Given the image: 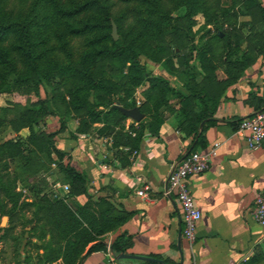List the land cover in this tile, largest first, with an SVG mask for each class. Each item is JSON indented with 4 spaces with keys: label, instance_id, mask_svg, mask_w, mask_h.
<instances>
[{
    "label": "trees",
    "instance_id": "16d2710c",
    "mask_svg": "<svg viewBox=\"0 0 264 264\" xmlns=\"http://www.w3.org/2000/svg\"><path fill=\"white\" fill-rule=\"evenodd\" d=\"M119 1L121 8L114 10L112 0H0V93H30L37 100L12 118L9 107H0V127L8 121L17 130H29L26 138L0 143V222L9 216L8 225L0 226V243L10 240L17 246L18 227L31 226L27 243L32 247L19 264L31 263V249L45 250L37 254L38 262L61 259L63 264H80L90 244L88 254L108 250L103 236L131 216L106 197L94 199L87 174L64 162L66 152L57 147L56 136L71 119L77 121L74 137L102 123L97 133L113 140L109 148L124 167L146 132L158 135L171 116L178 120V130L192 137L189 153L206 146V132L217 122L225 91L264 55V4L259 0H242L240 8L237 0ZM199 14L214 30L203 26L197 39L193 27ZM113 22L118 39L112 35ZM141 55L163 64L180 87L152 73ZM43 84L51 87V97L42 95ZM120 106L138 107L144 118L127 123L130 118ZM52 115L59 123L51 130L47 118ZM40 155L66 174L68 194L55 196L36 184L30 187L29 201L19 189L12 162L29 165ZM47 164L40 161L43 167ZM82 194L89 197L83 205L76 201ZM27 210H32L30 217ZM130 245V235L123 232L109 250L117 256L128 253ZM137 264L174 263L163 259ZM240 264H264V244Z\"/></svg>",
    "mask_w": 264,
    "mask_h": 264
},
{
    "label": "crops",
    "instance_id": "0c3cea01",
    "mask_svg": "<svg viewBox=\"0 0 264 264\" xmlns=\"http://www.w3.org/2000/svg\"><path fill=\"white\" fill-rule=\"evenodd\" d=\"M263 108L264 55L225 91L215 115L217 122L206 132L207 144L198 148L204 150L214 142L221 143L210 168L189 178L203 214L193 251L184 237L179 203L175 196L163 194L169 174L192 144V137L178 130L174 116L164 122L158 135L146 132L138 154L130 157L131 163L125 167L113 156L108 137L98 135L97 128L102 123H96L85 135L72 136L71 130L75 131L76 126L59 133L56 145L66 152L64 162L69 161L87 174L89 194L94 199L106 197L118 210L131 213L123 226L103 236L108 250L88 254L90 244L80 264H116L117 256L111 253L109 244L123 232L130 235L131 241L126 254L159 255L174 264H240L252 256L264 244V230L252 214L256 195L264 190V150H249L237 133V126ZM55 121L53 118L48 121L49 129L58 126ZM146 185L150 186V198L138 193ZM76 201L83 205L89 197L82 194ZM44 252V249H31L30 264H63L61 259L38 262L37 254ZM21 254L23 260L28 250ZM125 260L130 261L128 264L143 261Z\"/></svg>",
    "mask_w": 264,
    "mask_h": 264
},
{
    "label": "rangeland",
    "instance_id": "374dc122",
    "mask_svg": "<svg viewBox=\"0 0 264 264\" xmlns=\"http://www.w3.org/2000/svg\"><path fill=\"white\" fill-rule=\"evenodd\" d=\"M115 3V9L118 10L121 8L122 3L119 0H112ZM237 8H240L241 1L237 0ZM264 4V0H259ZM243 19L244 17H240ZM196 24L193 27V30L195 32H198L203 26L206 25L207 28H211L214 30V26L212 24H206L205 16L202 14H199L195 16ZM114 27H116V38L114 37ZM204 31H200L197 33V39L200 38L201 34ZM112 35L115 39H118V26L115 22H113V28H112ZM78 42V40L76 41ZM80 44V40L79 43ZM140 60L142 63L146 64L147 68L154 74L163 75L164 77H167L172 85L180 87V82L175 78L168 74L166 69L164 68L163 64L155 63L151 60H149L144 55L140 56ZM13 78V76H12ZM41 91L42 95L45 97L46 94H48V97H51L53 95V91L51 90V87L49 85L43 84L41 85ZM140 91V94L138 95L140 99H142V91L143 87L139 88L137 92ZM36 96L34 94L30 93H20L19 91H7L0 93V107L7 106L11 109L12 113L10 115V118H12L14 115L17 114L19 109L23 108L26 105H33L36 103ZM56 120L58 122V117L52 115L47 118V122L49 120ZM55 121V122H56ZM77 121L71 119L69 122V127L67 129H72L74 126H77ZM59 123V122H58ZM58 128V126H57ZM63 132H66L63 131ZM72 134V130H71ZM29 135V130L27 128H22L20 130L15 129V127L9 123L8 121L4 123L0 127V143L9 139H16L18 137L26 138ZM57 158V157H55ZM57 160V159H56ZM40 161L42 163L47 164V158L45 156H38L35 158V161L32 162L29 165L24 164L23 161H15L12 162L11 168L12 170L16 171L19 174L20 177V188H23L25 196L27 197V200L31 201L33 199V192L30 190V187L33 185L38 184V186L41 188H44V190L49 193L53 194L55 196L56 192H59L60 194L64 191L63 186L69 185V179L66 177V174L59 168L58 164L53 162L51 164H47V167H43L40 165ZM49 165V166H48ZM62 186V188H61ZM70 187V186H69ZM32 210L26 211V216H31ZM7 216V215H5ZM3 218V217H2ZM2 222V219H1ZM0 226H7L9 223V216L8 220L6 219L3 224ZM31 231V226H20L17 229V232L20 235V242L17 246L14 245L12 241H3L0 243V264H19V260L21 258V252H25V250H28L30 247V244L27 243V238L29 236V233ZM33 242L38 243L37 239L33 237Z\"/></svg>",
    "mask_w": 264,
    "mask_h": 264
},
{
    "label": "built area",
    "instance_id": "2783aa9c",
    "mask_svg": "<svg viewBox=\"0 0 264 264\" xmlns=\"http://www.w3.org/2000/svg\"><path fill=\"white\" fill-rule=\"evenodd\" d=\"M140 99L137 104L140 105ZM131 122H135L131 120ZM137 124V121H136ZM237 133L244 138L245 145L249 150H264V108L255 112L252 116L242 120L237 128ZM110 145L113 140L108 138ZM221 143L214 142L208 149H197L195 151L186 153L184 157L176 164L169 174L168 184L163 194L167 197L175 196L180 205L183 215L184 237L188 243L191 251L194 249V244L198 237V228L202 221V211L198 207L194 195L189 185V178L195 174L205 173L211 166L213 159L219 154ZM124 150L129 151L126 147ZM138 154V150L132 152L131 157ZM62 188V186H61ZM65 193L56 192V195H65L70 191L69 185L63 186ZM150 186L146 185L139 194L146 198H150L148 190ZM252 214L255 221L264 230V190L256 195ZM110 247V244H109ZM112 261L115 257L112 255Z\"/></svg>",
    "mask_w": 264,
    "mask_h": 264
},
{
    "label": "water",
    "instance_id": "95a60500",
    "mask_svg": "<svg viewBox=\"0 0 264 264\" xmlns=\"http://www.w3.org/2000/svg\"><path fill=\"white\" fill-rule=\"evenodd\" d=\"M116 27H114V37L116 38ZM119 106V105H117ZM122 111L124 112V114L126 116H128L130 119L134 120V121H141L144 118L143 113L141 112V110L138 107L132 108V109H126L124 107H121ZM8 220V216H3L2 218V222L1 224L4 223L5 220ZM117 259L118 260H122V259H135V260H143V261H154V262H163V260L158 259V258H154V257H148V256H139V255H134V254H126V253H121L119 255H117Z\"/></svg>",
    "mask_w": 264,
    "mask_h": 264
}]
</instances>
